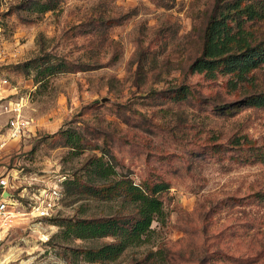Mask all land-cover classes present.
Listing matches in <instances>:
<instances>
[{
    "label": "rangeland",
    "instance_id": "1",
    "mask_svg": "<svg viewBox=\"0 0 264 264\" xmlns=\"http://www.w3.org/2000/svg\"><path fill=\"white\" fill-rule=\"evenodd\" d=\"M234 1L0 0V132L16 115L26 126L1 152L0 177L169 186L144 240L104 264H264V107L246 102L264 92V64L244 80L190 70ZM241 3L260 12L244 28L264 42V0ZM47 65L62 71L36 82ZM98 156L115 171L107 180L89 164ZM67 185L55 224L13 205L0 264H101L81 250L114 238L67 236L66 223L132 207Z\"/></svg>",
    "mask_w": 264,
    "mask_h": 264
},
{
    "label": "trees",
    "instance_id": "2",
    "mask_svg": "<svg viewBox=\"0 0 264 264\" xmlns=\"http://www.w3.org/2000/svg\"><path fill=\"white\" fill-rule=\"evenodd\" d=\"M47 9L49 7L43 4L41 11ZM258 16L261 14L253 5L235 0L229 4L225 12L222 11L218 16L212 17L204 30L202 52L192 62L190 70L203 72L211 78L218 72L244 80L248 73L263 65L264 42L254 43L251 32L244 28V20H253ZM233 21L236 22L235 26L231 24ZM61 67H64V64ZM61 67L47 65L44 69L38 70L35 75L36 82L41 81V75H52L62 71ZM246 102L251 106L264 107V92L251 96ZM258 157L264 161L263 153ZM89 164L93 172L105 180L109 175L115 174L102 156L94 157ZM67 183V192L84 193L103 200L121 197L132 207L127 214L78 218L66 223L64 233L67 236L81 239L114 238L113 242L81 250L85 261L101 264L115 260L124 249L138 245L144 240L143 237L151 231L152 221L163 215L162 201L157 194L169 187L164 181L138 185L124 179L105 182L99 186L83 185L76 180H66L65 184ZM56 219L57 217L51 218L49 222L55 224Z\"/></svg>",
    "mask_w": 264,
    "mask_h": 264
},
{
    "label": "built area",
    "instance_id": "3",
    "mask_svg": "<svg viewBox=\"0 0 264 264\" xmlns=\"http://www.w3.org/2000/svg\"><path fill=\"white\" fill-rule=\"evenodd\" d=\"M6 80H4L5 82ZM19 111V108H16ZM6 130L7 135L0 132V154L6 147L8 140L19 139L25 133V123L19 119V116L11 118L8 122ZM29 176V179L19 178L18 173L14 174L13 182H10L8 176L0 177V230L5 228L12 220L11 208L15 204H20L23 199L29 208V215L36 220H46L49 222L51 218L56 216L58 204L63 195L64 183L67 180L66 175H54L51 177ZM21 179V181H19ZM18 180L19 184L14 181ZM27 186H30V190ZM17 196L14 197L16 189ZM7 196H3V193ZM50 223V222H49Z\"/></svg>",
    "mask_w": 264,
    "mask_h": 264
},
{
    "label": "water",
    "instance_id": "4",
    "mask_svg": "<svg viewBox=\"0 0 264 264\" xmlns=\"http://www.w3.org/2000/svg\"><path fill=\"white\" fill-rule=\"evenodd\" d=\"M3 196H7V193L5 192V193H3Z\"/></svg>",
    "mask_w": 264,
    "mask_h": 264
}]
</instances>
